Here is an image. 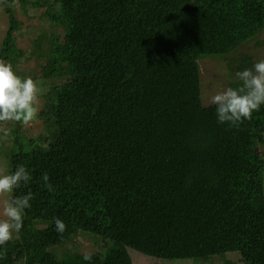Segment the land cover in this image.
I'll list each match as a JSON object with an SVG mask.
<instances>
[{"label": "trees", "instance_id": "obj_1", "mask_svg": "<svg viewBox=\"0 0 264 264\" xmlns=\"http://www.w3.org/2000/svg\"><path fill=\"white\" fill-rule=\"evenodd\" d=\"M19 2L22 13L31 2L46 7L55 32L24 44L35 46L33 56L47 48L41 76L57 83L45 91L37 135L0 121L10 174L23 165L33 177L13 193L33 199L19 234L0 246V264H131L130 249L153 259L264 264L253 152L264 147V106L238 127L218 124L198 80L204 56L248 45L264 59V0ZM0 17V61L14 67L28 21L10 7ZM229 63L236 73L254 61L244 54ZM78 232L107 242L105 254L58 258Z\"/></svg>", "mask_w": 264, "mask_h": 264}, {"label": "clouds", "instance_id": "obj_2", "mask_svg": "<svg viewBox=\"0 0 264 264\" xmlns=\"http://www.w3.org/2000/svg\"><path fill=\"white\" fill-rule=\"evenodd\" d=\"M240 81L239 86L228 87L216 93L211 98L215 106L218 124L238 127L244 121L250 120L254 112L264 106V59L235 73ZM40 85L31 77L22 78L17 75L10 63L0 61V121H13L28 124L37 119L38 95ZM33 177L25 166H17L11 174H0V195L9 196L3 207V217L0 219V246L19 234L23 227L26 210L31 208L33 195L31 191L21 196L13 195L22 185L27 186ZM44 187L51 191L49 175L41 176ZM55 228L63 233L66 225L55 218ZM85 259H89L85 256Z\"/></svg>", "mask_w": 264, "mask_h": 264}, {"label": "rangeland", "instance_id": "obj_3", "mask_svg": "<svg viewBox=\"0 0 264 264\" xmlns=\"http://www.w3.org/2000/svg\"><path fill=\"white\" fill-rule=\"evenodd\" d=\"M6 7H10L11 9H13L17 21L20 22L28 21V23L26 24V28L24 30L25 33L24 40L18 39L17 32L14 33V37L15 38L17 37L16 45L20 46V49L22 51L25 52L30 51V54L24 52V57L21 58V61L15 63L13 69L15 73L21 76L22 78L31 77L34 81H37L38 84L40 85V93L38 95V101H37L40 111L43 108V101H44V96L46 95L45 93L46 89L49 88L51 85L56 84L57 81L55 79L44 80L41 76V67L46 63L45 51H47V48L44 47L42 49L41 54L43 56L42 55L33 56V54L36 53L34 51L36 49L35 46L32 45L30 42L29 44H24V43H26V37L34 41H37L38 40L37 33L43 31L44 34L50 35L53 32H55L56 29L53 28L46 21L45 18L46 7L43 6L42 4H39L37 2H31L30 5L25 4L24 12L22 13L20 10L19 0H6L5 3H3L0 0V10L4 11ZM5 24H7L6 20L0 17V27ZM29 26H33V28L36 31L31 29ZM60 36H62L61 33ZM249 48L250 47L248 45L246 46L244 45L238 48L228 57L219 56V55L204 56L199 60V61L202 60L201 62L198 63L199 70L201 72V74L198 76L199 77L198 80L200 84L199 92L201 94V103L204 107H208L212 105L211 98L216 93L221 92L228 87L235 88L239 86L240 81H238V79L236 78L235 72H232L233 68L231 66L232 63L231 64L229 63L230 61H232L233 59H237L244 54H250L253 58L254 63L259 61L258 60L259 57L256 58L255 55L257 52H254V49H249ZM40 125H41L40 122L36 119L33 122L22 125L21 131L24 132V134L27 137H33L34 135H37L39 133L38 130L40 128ZM8 147H9V142L0 141V174H10L9 166L6 163V160L4 159V153H3L4 151L10 150V149L8 150ZM13 152H15V150ZM253 152L256 155V157L260 159L257 168V175L262 177L263 190H264V147L258 145L254 148ZM14 157L16 159H20V157L15 154ZM8 199L9 196L0 195V219L5 218L3 217L2 213H3L4 204ZM39 227H41V225L38 226V228ZM90 236L91 235L88 234L86 235L81 232H78L77 234L74 235L73 240L69 244L63 247L60 251L56 252V256L58 258L64 257L65 255L71 256L77 254L89 255V256L91 255L103 256L108 247V243L104 242L99 238H93ZM14 238H15V234L13 235L12 239H10L9 241H12ZM129 255H130L131 264H223L222 262L214 259L213 257L209 259L207 258L201 260L197 263L190 259L189 260H164L159 258L153 259L151 257H147L131 249L129 251ZM49 256L52 255L49 254Z\"/></svg>", "mask_w": 264, "mask_h": 264}]
</instances>
